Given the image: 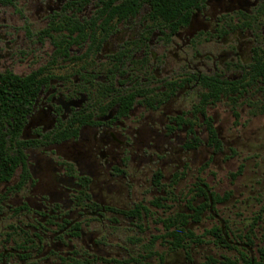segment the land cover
<instances>
[{
    "label": "flooded vegetation",
    "instance_id": "flooded-vegetation-1",
    "mask_svg": "<svg viewBox=\"0 0 264 264\" xmlns=\"http://www.w3.org/2000/svg\"><path fill=\"white\" fill-rule=\"evenodd\" d=\"M125 1L0 0V59L33 56L49 43L41 65L24 74L0 71L37 72L38 85L18 135L21 158L0 181V220L7 212L14 218L5 242L15 245L0 249V264H123L105 250L112 229L124 220L140 229L148 207L164 208L172 143L187 151L201 143L191 119L203 118V144L216 152L224 142L209 106L222 99L235 106L255 89L264 112V0H197L185 21L174 22L153 17L147 2L134 11ZM8 8L16 10L12 23ZM20 41L35 45L15 53ZM207 43L219 46L229 75L197 71L189 57L190 68L174 66L172 58L193 59ZM243 45L248 59L241 62ZM204 53L212 60L213 52ZM214 77L223 85L215 102ZM190 100V108L170 107ZM146 188L161 194L146 203L138 199Z\"/></svg>",
    "mask_w": 264,
    "mask_h": 264
},
{
    "label": "rangeland",
    "instance_id": "rangeland-1",
    "mask_svg": "<svg viewBox=\"0 0 264 264\" xmlns=\"http://www.w3.org/2000/svg\"><path fill=\"white\" fill-rule=\"evenodd\" d=\"M13 9H4L7 20L11 23L17 19L16 10L14 12ZM2 11L3 9H0V13ZM26 45L35 44L29 41L24 45L20 41L15 45V53L18 50L26 52ZM48 46L49 43L44 42L41 48L33 49V56L28 52L25 57L30 58L29 62L24 60L25 57L0 59V71L10 70L17 74L28 72L44 62L46 58L44 50L47 51ZM207 51L213 52L212 60L206 59L204 52ZM242 52L237 61L248 59L246 45H243ZM219 53L218 45L207 43L203 48L198 47L196 57L193 59H190V54L181 53L178 57L172 58V62L175 67L182 66L184 69L187 65L190 68L186 61L189 57L188 60L197 71L205 72L210 67L208 72L218 71L223 74L224 71L227 76L230 73L219 65L221 63ZM216 63L218 69L214 68ZM261 98L262 94L253 89L245 93L235 106H231V101L222 99L214 106L208 107L207 112L213 117L224 142L223 149L216 152L203 144L206 138L203 118L197 114L198 116L191 119L201 143L195 150L189 151L180 148L177 143H172V151L166 156L164 168L166 175V182L162 187L166 193L164 208L148 207L149 212L138 221L140 229L129 226L125 220L121 221V225H116L112 229L109 243L105 246L106 252L110 253L112 258L120 256L123 264H156L160 262V257L161 264H204L210 256L218 260H222L224 256L237 257L236 250H231L224 244L215 242L211 235L204 234V230L214 225L227 228L230 234L228 240L233 238L234 242L240 243L241 246L246 234L252 236L254 246L251 255L257 256L256 249L264 247V112L261 113L257 107ZM190 102L191 100L183 102L180 106L177 102L170 107L190 108ZM232 107H236L238 116L233 113ZM181 134L183 136L185 133ZM199 184H204L219 198L218 202L204 211L200 221L189 220L186 224V227L203 241L189 242L187 249L174 248L168 242L170 237L165 235V238H159V235L165 232L161 220L181 212L192 213L189 206L198 205L204 200V196L197 194ZM3 187L4 184H0V191ZM159 194L161 190L151 193L147 188L141 189L138 199L148 203V200L157 198ZM6 214L5 218L0 220V249L4 246L8 249L15 246L12 242H5V233L11 232L8 225L14 224V218L8 216L9 212ZM19 240L20 238H16V241ZM128 256H133L134 260L129 259L127 263Z\"/></svg>",
    "mask_w": 264,
    "mask_h": 264
},
{
    "label": "trees",
    "instance_id": "trees-1",
    "mask_svg": "<svg viewBox=\"0 0 264 264\" xmlns=\"http://www.w3.org/2000/svg\"><path fill=\"white\" fill-rule=\"evenodd\" d=\"M197 0H126L125 5H133L134 11L140 3L147 2L150 5V13L153 17L161 18L167 22H174L178 18L185 21L190 10ZM255 72H258L256 64L253 65ZM264 70V69H263ZM34 72L25 77H19L11 72L0 73V181L7 180L13 173L15 167L21 158V150L18 149V135L22 126L24 115L33 100L38 85L35 82ZM255 75V74H254ZM205 75L202 80L208 81ZM209 79H213L210 77ZM214 98L213 102L218 99L222 91V83L214 77ZM208 103L210 100L206 95L202 102ZM209 137L214 143L216 149H220L221 143L216 135L215 130L208 124ZM198 195L204 196V201L197 206H190L193 209L191 214L180 213L176 216H169L166 221V235L171 239L168 240L172 247H183L187 249L190 243H200L203 240L195 235L186 227L189 219L198 222L201 215L209 209L211 204L218 202L219 198L214 193L205 191L202 186H197ZM226 227V226H225ZM205 235L214 237L215 242L224 244L231 250H236L238 256L235 258L224 256L222 260L213 257H207L204 264H264V247H258L257 256L251 255L254 246L253 237L244 236V242L241 245L234 242V239L228 240L229 230L224 226L214 225L204 230ZM230 239V238H229ZM190 242V243H189ZM160 264V263H156Z\"/></svg>",
    "mask_w": 264,
    "mask_h": 264
}]
</instances>
